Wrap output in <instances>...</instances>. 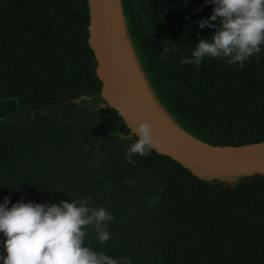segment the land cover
Listing matches in <instances>:
<instances>
[{"label": "trees", "instance_id": "16d2710c", "mask_svg": "<svg viewBox=\"0 0 264 264\" xmlns=\"http://www.w3.org/2000/svg\"><path fill=\"white\" fill-rule=\"evenodd\" d=\"M118 6L147 89L175 127L210 146L264 143V46L243 67L181 64L214 31L195 23L213 5ZM89 24V0H0V201L90 195L113 219L108 241L88 226L85 243L120 264H264V174L200 175L154 149L125 160L136 136L105 96Z\"/></svg>", "mask_w": 264, "mask_h": 264}, {"label": "clouds", "instance_id": "9594fccd", "mask_svg": "<svg viewBox=\"0 0 264 264\" xmlns=\"http://www.w3.org/2000/svg\"><path fill=\"white\" fill-rule=\"evenodd\" d=\"M187 2V0H185ZM213 5L207 18L196 21L199 29H214L194 44L181 64L199 66L205 58H219L228 65L243 67L264 46V0H203ZM195 11H199L196 9ZM218 21V24L212 23ZM210 37V38H209ZM162 49V55L167 53ZM136 139L125 150L124 159L146 156L159 143L147 121L135 127ZM127 138V137H125ZM90 195L57 203H12L0 201V264H120L85 243L88 226L100 242L108 241V221L113 216L103 206L92 207Z\"/></svg>", "mask_w": 264, "mask_h": 264}, {"label": "water", "instance_id": "95a60500", "mask_svg": "<svg viewBox=\"0 0 264 264\" xmlns=\"http://www.w3.org/2000/svg\"><path fill=\"white\" fill-rule=\"evenodd\" d=\"M89 12L90 45L105 96L133 133L139 122H149L159 141L154 150L200 175L264 174V143L241 147H218L202 143L175 127L154 99L170 127H164L150 118L132 94L120 66L115 40L116 25L118 22L122 25L118 0H89ZM68 103L78 104L79 100Z\"/></svg>", "mask_w": 264, "mask_h": 264}, {"label": "bare ground", "instance_id": "6f19581e", "mask_svg": "<svg viewBox=\"0 0 264 264\" xmlns=\"http://www.w3.org/2000/svg\"><path fill=\"white\" fill-rule=\"evenodd\" d=\"M121 26L122 25L118 22L115 30V40L118 58L125 81L143 111L158 124L164 127H170L168 120L157 107L147 89L130 47L125 40L124 31Z\"/></svg>", "mask_w": 264, "mask_h": 264}, {"label": "rangeland", "instance_id": "374dc122", "mask_svg": "<svg viewBox=\"0 0 264 264\" xmlns=\"http://www.w3.org/2000/svg\"><path fill=\"white\" fill-rule=\"evenodd\" d=\"M125 40H126V42H127V44H128V41H127V39H126V36H125ZM93 111H94V112H96L97 110H96V109H94Z\"/></svg>", "mask_w": 264, "mask_h": 264}]
</instances>
